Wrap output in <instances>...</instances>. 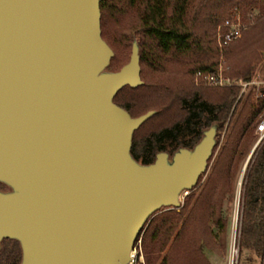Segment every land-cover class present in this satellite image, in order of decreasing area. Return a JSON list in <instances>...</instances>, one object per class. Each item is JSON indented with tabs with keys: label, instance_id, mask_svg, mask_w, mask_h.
<instances>
[{
	"label": "water",
	"instance_id": "1",
	"mask_svg": "<svg viewBox=\"0 0 264 264\" xmlns=\"http://www.w3.org/2000/svg\"><path fill=\"white\" fill-rule=\"evenodd\" d=\"M103 1L0 0V252L16 241L21 264H129L146 224L181 208L218 146L214 124L192 149L133 158L157 111L134 118L115 103L144 84L140 42L109 71Z\"/></svg>",
	"mask_w": 264,
	"mask_h": 264
},
{
	"label": "trees",
	"instance_id": "2",
	"mask_svg": "<svg viewBox=\"0 0 264 264\" xmlns=\"http://www.w3.org/2000/svg\"><path fill=\"white\" fill-rule=\"evenodd\" d=\"M198 5L197 9L194 8L192 0H104L101 3L102 35L111 45L109 21L121 19L133 12L137 24L131 28V32L140 40L141 67L143 65L145 70L163 75V78L157 79L148 87V77L144 74L142 79L145 85L134 89L126 87L115 99V103L134 118L151 109L158 110L157 115L135 132L131 152L133 158L142 164H152L157 153L194 148L202 140L203 131L214 124L219 126V133L225 132L227 141L213 175L188 222L184 223L196 229L197 220L193 212L202 206L211 208L212 205L216 226L222 234L229 225L224 217L228 209H224L222 205L223 184L231 181L239 162L247 156L253 134L257 131L260 119L264 117V99H259L257 105L254 104L250 98L245 97L239 86L217 89H195L193 85L188 87L178 78H171L168 65L186 63L189 67L186 72L191 75L193 82L198 72H217L219 50L214 38L215 32L220 23L230 21L236 10L247 12L246 14L259 11V14L255 17L256 23L250 28L249 34H243L246 44L240 47L241 53L236 48L233 57L236 59L239 54L242 55L251 48L253 52L255 49H264V0H200ZM206 10L208 26L205 28L201 27L200 16ZM258 57L256 55L248 62L246 56H242L243 63L236 67L229 78L251 81L252 62H257ZM234 58H231L233 62ZM119 67L120 65L115 67L113 62L109 69L117 72L121 69ZM261 95L264 96V90ZM246 172L237 264H253L252 257L244 259L247 252L256 256L260 264H264V142L254 151ZM216 187H220V191ZM2 189L7 187L0 184V190ZM216 192L218 193L214 197ZM192 198L193 192L189 201ZM188 204L189 202L186 205ZM182 214L183 210L173 209L154 216L148 224L151 234L144 240L146 253L155 243L159 254L166 251L182 222ZM143 233L144 231L141 235ZM172 242L165 255H156L154 258L158 263L160 261L159 264H209L203 247H198L193 241L182 240L178 234ZM2 246L0 264H21L22 250L16 241L4 240ZM146 259L147 264H153L154 260L148 254Z\"/></svg>",
	"mask_w": 264,
	"mask_h": 264
},
{
	"label": "rangeland",
	"instance_id": "3",
	"mask_svg": "<svg viewBox=\"0 0 264 264\" xmlns=\"http://www.w3.org/2000/svg\"><path fill=\"white\" fill-rule=\"evenodd\" d=\"M200 0H192V5L194 8H198ZM195 12V10L193 11ZM192 12V15L194 14ZM247 12L244 11H238L236 10L233 13V16L230 18V21H239L244 26L242 36L240 39L235 40L233 43H231L228 46H221L220 45V38L219 34L221 32V27L226 23L222 22L218 25L217 30L215 32V42L216 46H218V54L217 58L219 59L218 63V70H222L224 72L225 76L230 77V74L235 71L236 67L243 63V59L241 58L242 56H246V59L248 62H251L253 58L257 55L259 56L257 62L254 61L252 62V67H253V77L251 81H256L258 82V85L255 87L249 88L245 92V97L250 98V101L253 102L254 104L257 105L259 99H264V96L261 95L262 90H264V49H255V51L249 50L248 52L244 54H239L236 59L233 57V51L237 48L240 53L241 51L239 50L240 47H244L246 44V37L245 33L250 32V28L256 23L255 17L258 16L259 11H255V13L250 12L249 14H246ZM200 16V22H201V27H207V10L204 11L203 13L201 12ZM137 20L135 18L134 13H128L127 16H124L121 19H113L109 21V31L111 34L112 42H111V48L114 51V57L111 62V65L114 62V66L116 67L117 65H120L122 68L126 64L130 62L131 59V53H132V48H133V43L134 39L137 38L133 31L131 32V28L136 26ZM223 31V30H222ZM138 39V38H137ZM245 39V40H244ZM139 40V39H138ZM140 42V40H139ZM140 44V43H139ZM231 51V52H230ZM231 58H234V62L231 60ZM170 63V62H169ZM184 63V62H183ZM181 63V64H175L171 63L168 65V69L170 70V73L172 75L171 78H178V80L187 85L188 87L194 86L195 89H206V88H214V87H209L204 84H198L196 80L194 79V82L191 79V75L188 73L187 70H189V67L186 65V63ZM168 64V63H166ZM110 65V67H111ZM119 67V68H120ZM142 71L141 74L142 76L144 74H147V86L150 87L151 84L159 79L163 78V75L160 73L152 72V71H147L145 70V67L142 65ZM111 72H115L109 69ZM145 85V81L143 80ZM142 85V86H143ZM141 87V86H140ZM220 88V87H219ZM217 89V88H215ZM157 111L155 109H151V111ZM149 111V112H151ZM149 112H146L144 114H141L139 116L145 115ZM264 114V112H263ZM262 114V115H263ZM157 115V114H156ZM142 128V127H141ZM140 128V129H141ZM139 129V130H140ZM138 130V131H139ZM147 129L145 130V132ZM218 140V146L214 151V157L211 160L208 170L206 174L200 179L198 186L196 189L193 191V198L192 200L189 201V196L191 193L188 195L184 194L181 202L182 206L179 210H183V216H182V222L180 223L178 229L176 232L173 234L171 243L167 247L166 251L163 253L158 252L156 243L152 244L151 250L147 251L146 253V243L145 239L149 237L151 234V228L149 227V222L154 218H152L146 225L144 229L143 235H141L139 241L141 242L140 247H141V254H142V259L143 261L141 262L142 264H147V259L146 255L148 254L151 259L154 261L152 262L153 264H159L158 260L154 259L156 255L162 257L165 255L169 249V247L172 245V241L175 239V237L180 234L182 240H191L194 243L197 244L198 247H203L204 250V256L207 257L209 264H237L238 262V239H239V227L241 225L240 223V217H241V209H242V198H243V181L246 175V165L251 158V154L254 151V148L262 142H264V139L260 138V136L257 134L255 131L253 134V140L250 142L248 146V153L245 158L242 159V161L239 162L238 166L236 167V170L234 171L235 173L232 175V179L228 184H223V189H224V197H223V206L224 209H228L227 212L225 213L226 217V224L228 223V227L226 228V231L224 233H219V230L216 226L215 223V218L213 216V207L212 205L209 208L208 206H202V208L197 209L194 213V216L196 217V224L197 227L196 229H192L189 224L185 225L184 223H187L191 212L196 208V205L198 204L197 201H199L200 197L202 196L204 192V188L208 185L212 175H213V170L220 158V154L222 152L223 146L226 143V135L225 132H220L218 131L217 138ZM247 169V168H246ZM218 190L220 187H216ZM215 188V189H216ZM220 191V190H219ZM218 192L215 193L214 197L217 195ZM216 199V198H214ZM213 199V200H214ZM187 202H189L188 205ZM186 208V209H185ZM162 212H167V211H161L157 214H160ZM156 214V215H157ZM154 215V216H156ZM185 226V227H184ZM252 257L253 258V264H260V260L254 256L252 253L247 252L244 254V259ZM162 260V259H160ZM244 260V261H245Z\"/></svg>",
	"mask_w": 264,
	"mask_h": 264
},
{
	"label": "built area",
	"instance_id": "4",
	"mask_svg": "<svg viewBox=\"0 0 264 264\" xmlns=\"http://www.w3.org/2000/svg\"><path fill=\"white\" fill-rule=\"evenodd\" d=\"M221 32L219 34L220 38V45L221 46H228L231 43H233L235 40H238L242 36V32L244 29V26L239 23V21H227L222 27ZM195 80L198 84H204L209 87H235L239 86L242 88V93H245L249 88L256 87L258 85V82L256 81H243V80H232L228 76L224 75V72L222 70H219L218 72H212V73H204V72H198L195 76ZM263 96V95H262ZM257 134L260 136V138L264 139V117L260 119V122L257 126ZM141 242L138 240L137 245L135 247V250L133 252V264H142V254H141Z\"/></svg>",
	"mask_w": 264,
	"mask_h": 264
},
{
	"label": "bare ground",
	"instance_id": "5",
	"mask_svg": "<svg viewBox=\"0 0 264 264\" xmlns=\"http://www.w3.org/2000/svg\"><path fill=\"white\" fill-rule=\"evenodd\" d=\"M132 255H133V254H132ZM132 255H131V257H130V262H129V264H133V263H132V262H133V260H132V259H133V258H132L133 256H132Z\"/></svg>",
	"mask_w": 264,
	"mask_h": 264
},
{
	"label": "flooded vegetation",
	"instance_id": "6",
	"mask_svg": "<svg viewBox=\"0 0 264 264\" xmlns=\"http://www.w3.org/2000/svg\"><path fill=\"white\" fill-rule=\"evenodd\" d=\"M203 133H204V131H203ZM166 153H168L169 155H172V154H173L174 152H173V153H170V152H166ZM157 154H158V153H157ZM157 154H156V155H157ZM155 158H156V157H155Z\"/></svg>",
	"mask_w": 264,
	"mask_h": 264
}]
</instances>
